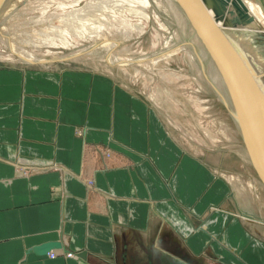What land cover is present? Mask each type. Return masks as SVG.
Returning <instances> with one entry per match:
<instances>
[{"label": "crops", "instance_id": "obj_1", "mask_svg": "<svg viewBox=\"0 0 264 264\" xmlns=\"http://www.w3.org/2000/svg\"><path fill=\"white\" fill-rule=\"evenodd\" d=\"M218 186L114 77L0 67V264H264Z\"/></svg>", "mask_w": 264, "mask_h": 264}, {"label": "rangeland", "instance_id": "obj_2", "mask_svg": "<svg viewBox=\"0 0 264 264\" xmlns=\"http://www.w3.org/2000/svg\"><path fill=\"white\" fill-rule=\"evenodd\" d=\"M98 1L107 3L94 17L93 6ZM219 10L221 21L224 11L220 6ZM259 11L261 7L254 14ZM248 15L252 21L243 24L244 30L254 34L247 36L246 42L264 54V18L260 23L259 17L249 11ZM7 17L1 21L0 67L100 71L146 98L184 151L216 176L220 191L226 187L225 194L209 208L231 213L253 238L264 241V226L258 228L263 234L255 228L264 224V184L232 114L234 107L226 83L213 85L221 81L210 69L213 53L206 48L182 0H26ZM204 17L212 21L206 12ZM214 27L220 37L224 35ZM221 44L233 56L228 41L223 39ZM236 84L252 120L259 92L255 88L252 97L248 89ZM252 122V141L262 159L264 135L259 136V125ZM243 214L260 221L239 217ZM176 252L178 248H172L171 254Z\"/></svg>", "mask_w": 264, "mask_h": 264}, {"label": "bare ground", "instance_id": "obj_3", "mask_svg": "<svg viewBox=\"0 0 264 264\" xmlns=\"http://www.w3.org/2000/svg\"><path fill=\"white\" fill-rule=\"evenodd\" d=\"M24 1H26V0H0V29H4L1 27L2 26L1 21L4 20V18H6L7 16H11L13 14V12L16 11L17 8L20 9V6L22 5V3H24ZM41 1L42 0H38V3H40ZM200 1H201L202 5L204 6V8L206 9V12L212 18V21L214 22V24L222 31V33H224V35H221L222 38L225 41H228V43L230 44V46L233 50L232 53H234V54L232 56V55H230L228 49H226V51H225V49L222 47V49L224 50V54L226 55V57L228 59L229 68L233 72V74L235 75V78H234V76H232V78L241 87L243 86V88L245 87L246 89H248L249 90L248 93L250 92L252 94V97L254 95H256L255 94V88L259 92V100L258 99L255 101L253 100L255 102L254 103L255 106H254V110L252 112L254 117H252L253 119L251 120V122L253 121L254 123L255 122L258 123L259 128H260L259 129L260 132L258 131L260 133L259 136L262 137V135H264V131L262 130V127H261V126H264V66L261 65V63H264V54L261 53V51H257L252 46H249L247 44L246 37L251 36L254 33L250 34V33L245 32L244 26H243V24H250L252 21V18L248 15V11H247L245 5L242 4L240 0H228L227 1V6L225 7V10H224V20H222V21L216 20V17H215V10L219 9L218 4L220 2H222V0H200ZM234 2L237 4H239V2H240L239 5H240L241 9H243L245 12L244 18H241L240 16H238L236 10L233 7ZM106 3L107 2L98 1V4H95L93 6L94 17H96L98 15V14H96V12L100 11L102 9V7L105 6ZM118 7L122 8L121 6H118ZM4 23H6V22H4ZM9 30H10V28H9ZM8 33H9V31H8ZM12 33L13 32H11V34ZM48 33H52V30L49 31ZM216 43L219 45V40H217ZM15 50L17 51V49L14 47V51ZM211 53H213V52H211ZM213 55L214 54H212L213 60L211 58L212 62L210 61V69L215 70L214 71L215 74L221 80V81L217 80V82H215V84L213 83V85H215V87H217V85H221L222 83H226V81H225L226 79H225L224 75L222 74V72L220 71V68L216 64L217 61ZM216 75H215V78H216ZM164 78H165V76H164ZM226 86H227V84H226ZM239 90H240V88H239ZM241 90H242V88H241ZM228 101H229V99L227 100V102ZM256 101H257V104H256ZM250 102H252V100ZM230 103L233 107V103H232L231 98H230ZM250 106H251V104H250ZM232 114L236 120L237 125L239 126L238 117H237L235 110L232 112ZM261 123H262V125H261ZM255 133H256V131H255ZM259 139L260 138H258V141H259ZM259 142H261V141H259ZM260 146H261V144H260ZM263 146L264 145H262L261 147L264 149ZM263 149L261 152H263ZM261 156L264 157V155H261ZM263 157H262V160H263ZM218 189H219V187H218ZM219 191H220V189H219ZM239 217L243 218V215H241ZM247 219L249 221H252L253 223L255 222L254 221L255 218H253V217L247 218ZM255 220L260 221L259 219L258 220L255 219ZM53 244H56V243H48V244H45L44 246H47V245L52 246ZM44 246L40 247L39 249H42ZM56 246H58V244H56ZM49 248H51V247H49ZM45 251L46 250H44L42 252L44 253Z\"/></svg>", "mask_w": 264, "mask_h": 264}, {"label": "water", "instance_id": "obj_4", "mask_svg": "<svg viewBox=\"0 0 264 264\" xmlns=\"http://www.w3.org/2000/svg\"><path fill=\"white\" fill-rule=\"evenodd\" d=\"M182 1L184 4L185 12L188 14L191 22L196 27L198 32L201 34L202 40L206 45V47L208 48V50L210 52H213L214 54L213 56L214 58H216L217 65L226 79L225 81L229 90V94L233 103L234 110L238 117V123L240 126L241 135L245 148L250 156L254 169L256 170L260 180L264 184V163L262 162V159L259 156L258 148L253 144L252 141V133L250 126L251 120L247 110L245 109L244 103L242 102L238 85L236 84L235 80L232 78V76L235 77V75L230 70L228 59L224 54V50L222 49L221 42L223 38L222 36L220 37V35H218L219 31H217L218 29L214 27L215 25L213 23H211L212 21L208 22V20L205 19L204 12H206V9L204 8L200 0H182ZM227 1L228 0H222V2L219 3L220 9H222L223 11L227 6ZM239 4L234 2L233 7L236 10L238 16L244 18L245 12L243 9H241ZM220 11L221 10L219 11L215 10L216 20H219L222 16ZM198 15H200L201 21L198 20L199 19ZM222 20H224V17L221 19V21ZM217 40H219V45L216 43ZM56 244H53L52 246L50 245L44 246L42 249H40V251L46 250L45 252H47L52 247H56Z\"/></svg>", "mask_w": 264, "mask_h": 264}, {"label": "flooded vegetation", "instance_id": "obj_5", "mask_svg": "<svg viewBox=\"0 0 264 264\" xmlns=\"http://www.w3.org/2000/svg\"><path fill=\"white\" fill-rule=\"evenodd\" d=\"M243 217H244V218H246V217L244 216V214H243ZM246 219H247V218H246ZM254 223H257V221H256V222H254Z\"/></svg>", "mask_w": 264, "mask_h": 264}]
</instances>
